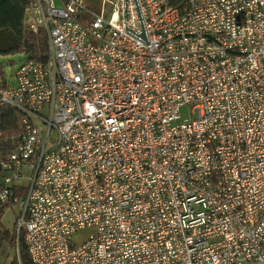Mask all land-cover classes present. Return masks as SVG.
Wrapping results in <instances>:
<instances>
[{
	"label": "built area",
	"instance_id": "built-area-1",
	"mask_svg": "<svg viewBox=\"0 0 264 264\" xmlns=\"http://www.w3.org/2000/svg\"><path fill=\"white\" fill-rule=\"evenodd\" d=\"M138 3L149 44L134 0L27 10L48 52L0 83V205L33 264H264V0Z\"/></svg>",
	"mask_w": 264,
	"mask_h": 264
},
{
	"label": "trees",
	"instance_id": "trees-1",
	"mask_svg": "<svg viewBox=\"0 0 264 264\" xmlns=\"http://www.w3.org/2000/svg\"><path fill=\"white\" fill-rule=\"evenodd\" d=\"M35 0H0V56L25 53L27 60L47 59L48 42L43 29L33 32L26 23L27 10ZM173 6L184 7L187 0H169ZM0 136V161L16 145L17 137L25 132L21 113L12 107H3ZM0 167V184L4 178ZM20 195L21 190L17 191ZM15 207L11 202L0 205V264H33L25 244V231L7 230L3 225L4 212Z\"/></svg>",
	"mask_w": 264,
	"mask_h": 264
},
{
	"label": "rangeland",
	"instance_id": "rangeland-1",
	"mask_svg": "<svg viewBox=\"0 0 264 264\" xmlns=\"http://www.w3.org/2000/svg\"><path fill=\"white\" fill-rule=\"evenodd\" d=\"M111 8L110 4L105 2L104 13L107 16L110 14ZM31 19L36 20L35 13L32 12V16L29 15ZM92 20V16L85 12L81 17V22L84 25H88ZM28 55L25 53H19L15 55L8 56H0V83H4L6 85H14L16 78L15 73L20 68V66L27 60ZM181 119L179 121L182 122L184 120H188L190 118L188 107H182L180 110ZM17 218L18 211L14 207H8L3 216V225L9 231L16 230L17 227Z\"/></svg>",
	"mask_w": 264,
	"mask_h": 264
},
{
	"label": "water",
	"instance_id": "water-1",
	"mask_svg": "<svg viewBox=\"0 0 264 264\" xmlns=\"http://www.w3.org/2000/svg\"><path fill=\"white\" fill-rule=\"evenodd\" d=\"M86 1H89V2H91L93 4H99V8H101L102 0H100L99 2H97L96 0H86ZM134 2H135L137 14H138L140 25H141V32L137 33L135 31H133L132 29L128 28L127 26H126V31L131 33L132 35H134L138 39L142 40L146 44H149V40H148V36H147V33H146V29H145V25H144V22H143V18H142V14H141V10H140V7H139L138 0H134ZM124 17L128 19V4H127V0H124Z\"/></svg>",
	"mask_w": 264,
	"mask_h": 264
},
{
	"label": "crops",
	"instance_id": "crops-1",
	"mask_svg": "<svg viewBox=\"0 0 264 264\" xmlns=\"http://www.w3.org/2000/svg\"><path fill=\"white\" fill-rule=\"evenodd\" d=\"M96 1L99 2L100 0H96ZM85 2L90 8L95 9L97 11L101 10V8H99V4H93V3L89 2V1H85Z\"/></svg>",
	"mask_w": 264,
	"mask_h": 264
},
{
	"label": "flooded vegetation",
	"instance_id": "flooded-vegetation-1",
	"mask_svg": "<svg viewBox=\"0 0 264 264\" xmlns=\"http://www.w3.org/2000/svg\"><path fill=\"white\" fill-rule=\"evenodd\" d=\"M85 1H86V0H84V2H85ZM85 3H86V2H85ZM101 3H102V5H101V10H102V6H103V0H102V2H101ZM87 6H88V5H87ZM88 7H89V6H88ZM89 8H90V7H89ZM91 9H92V8H91ZM93 10H95V9H93ZM101 10H100V11H101ZM96 11H97V10H96ZM98 12H99V11H98Z\"/></svg>",
	"mask_w": 264,
	"mask_h": 264
}]
</instances>
